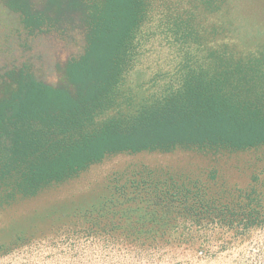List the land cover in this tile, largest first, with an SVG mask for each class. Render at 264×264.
Wrapping results in <instances>:
<instances>
[{
    "label": "trees",
    "instance_id": "trees-1",
    "mask_svg": "<svg viewBox=\"0 0 264 264\" xmlns=\"http://www.w3.org/2000/svg\"><path fill=\"white\" fill-rule=\"evenodd\" d=\"M214 1H206L212 10L226 3ZM6 3L31 33L60 28L79 16L86 44L66 63L73 88L39 79L27 64L5 71L1 203L35 196L112 154L264 145V51L242 53L220 44L208 51L205 66L186 72L177 91L135 113L104 116L119 104L118 86L132 66L146 0H45L42 7L32 0ZM112 182L109 198L80 213L105 233L107 244L119 247L106 254V264H165L167 247L182 244L195 246L200 257H215L252 242L247 235L253 229L264 231L263 197L254 186L214 188L151 168ZM223 228L241 240L216 238L214 231ZM252 246L261 251L244 247L233 264H264V243Z\"/></svg>",
    "mask_w": 264,
    "mask_h": 264
},
{
    "label": "rangeland",
    "instance_id": "rangeland-1",
    "mask_svg": "<svg viewBox=\"0 0 264 264\" xmlns=\"http://www.w3.org/2000/svg\"><path fill=\"white\" fill-rule=\"evenodd\" d=\"M32 1L36 7L45 2ZM206 1L146 0L132 66L118 86L119 104L104 116L135 113L177 91L186 72L205 66L208 51L220 44H232L242 53L264 51V0H226L219 10H212ZM85 44L79 16L60 28L31 33L19 13L0 0V84L5 71L27 64L39 79L73 88L66 63L81 55ZM143 168L214 188L254 186L264 204V145L240 151L176 148L112 154L35 196L0 202V264H106V254L118 252L119 247L107 244L105 233L92 228L91 219L80 213L111 196L113 178L120 176L124 182ZM214 236L237 238L236 242L242 238L226 228L215 230ZM247 236L252 242L209 258L200 257L195 246H168L165 264H233L245 245L252 252L261 251L252 245L264 243V231L253 229Z\"/></svg>",
    "mask_w": 264,
    "mask_h": 264
}]
</instances>
